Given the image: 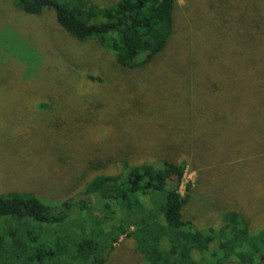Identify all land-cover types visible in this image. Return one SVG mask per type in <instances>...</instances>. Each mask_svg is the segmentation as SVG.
<instances>
[{
	"label": "rangeland",
	"instance_id": "374dc122",
	"mask_svg": "<svg viewBox=\"0 0 264 264\" xmlns=\"http://www.w3.org/2000/svg\"><path fill=\"white\" fill-rule=\"evenodd\" d=\"M12 2L0 0V193L58 198L119 138L138 157L190 149L175 157L187 158L179 190L191 183L183 214L196 226L218 224L228 206L252 228L264 224V0H176L184 16L168 48L133 68L70 35L53 10L26 13ZM220 91L241 104L212 122L224 110L210 106ZM133 246L120 236L105 264H142Z\"/></svg>",
	"mask_w": 264,
	"mask_h": 264
},
{
	"label": "trees",
	"instance_id": "16d2710c",
	"mask_svg": "<svg viewBox=\"0 0 264 264\" xmlns=\"http://www.w3.org/2000/svg\"><path fill=\"white\" fill-rule=\"evenodd\" d=\"M12 4L32 14L53 10L70 35L94 39L122 68L155 60L168 48L178 17L184 16L177 12L176 0H116L106 5L91 0H13ZM220 46L211 44L215 51ZM86 77L100 81L92 74ZM211 86L215 90V84ZM240 104L235 96L220 91L210 106L224 110H213L211 121H223L225 109L237 114ZM258 143H264L263 137ZM136 147L123 146L117 138L115 150L95 151L99 156L89 158L75 177L78 181L58 198L17 189L0 193V264H105L120 236L132 238L142 264H264V224L252 228L235 206L223 208L221 222L206 227L184 216L191 183L180 192L187 158L178 161L175 156L182 150L191 154L189 148L149 149L145 153L155 156L147 158L138 157Z\"/></svg>",
	"mask_w": 264,
	"mask_h": 264
}]
</instances>
